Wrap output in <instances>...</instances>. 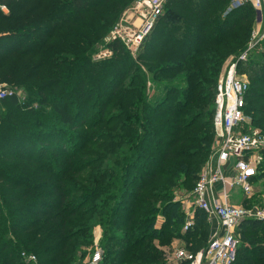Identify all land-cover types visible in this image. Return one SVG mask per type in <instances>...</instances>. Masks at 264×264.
Wrapping results in <instances>:
<instances>
[{
    "label": "trees",
    "instance_id": "trees-1",
    "mask_svg": "<svg viewBox=\"0 0 264 264\" xmlns=\"http://www.w3.org/2000/svg\"><path fill=\"white\" fill-rule=\"evenodd\" d=\"M231 1L167 2L138 61L154 79L184 77L152 102L121 41L96 59L135 0H0V84L27 92L0 100V264H87L98 227L102 264H171L176 241L206 249L207 214L195 209L183 231L189 217L174 197L196 186L213 149L220 68L250 40L255 10L227 13ZM240 65L245 110L251 97L264 130V62ZM236 234L234 264H264V220Z\"/></svg>",
    "mask_w": 264,
    "mask_h": 264
},
{
    "label": "built area",
    "instance_id": "built-area-1",
    "mask_svg": "<svg viewBox=\"0 0 264 264\" xmlns=\"http://www.w3.org/2000/svg\"><path fill=\"white\" fill-rule=\"evenodd\" d=\"M169 0H135L130 17L121 19L104 39L96 54L97 60L110 58L113 54L109 45L121 41L131 53L139 50L146 38L153 32ZM249 3L255 10L254 28L246 47L231 56L226 71L217 85L214 125L217 130V144L213 158L200 173L193 189L195 209L207 214L208 220L217 221L206 249L196 254L185 247H174L171 264H234L237 258L238 239L236 230L246 219L264 220V211L258 212L242 205H235L230 194L239 187L243 195H250L255 177L259 173L264 151V134L258 130H244L242 123L245 112V97L249 80L239 72V65L246 62L249 53L258 41L264 39V0H233L227 10ZM14 94L11 89L0 87V100ZM228 166V168H225ZM220 189L215 193V187ZM191 214L183 231L193 226ZM29 262L35 263L36 256L23 254ZM103 251L96 244L95 251L87 264H102Z\"/></svg>",
    "mask_w": 264,
    "mask_h": 264
},
{
    "label": "rangeland",
    "instance_id": "rangeland-1",
    "mask_svg": "<svg viewBox=\"0 0 264 264\" xmlns=\"http://www.w3.org/2000/svg\"><path fill=\"white\" fill-rule=\"evenodd\" d=\"M132 6H133V4L131 6H129L128 8H126L122 12V14L120 16V19H119V22L121 21V19H123L125 17L126 13L129 14L131 12ZM2 10L4 12H7V10L4 9V8H2ZM254 27L255 26H253V28ZM102 44H103V42L99 46H97V50L98 51L102 47ZM239 53H237V54H239ZM139 54H140V49L138 51H136V52H132L131 53L132 56H130L133 64L136 65L135 66V71L138 74L137 75L138 79H139L138 82L142 83V81H144V84H146V86H147V93H149L152 102H154L155 100L161 99V98L162 99L165 98L166 97V91L163 90V87L166 86V85L171 86V84H173V82L176 81L175 78L177 76H179V77L183 76L184 77L183 72L182 71H177V72H175L173 75H171L169 77L154 79L152 77V72H150L149 69H148V65L144 64L143 62L138 61ZM233 55L234 54L230 55L228 57V59L224 62L222 68H220V73H221L220 74V79H221L222 75L224 74V72L226 71V65L230 61V59H231L230 57L233 56ZM256 61L264 62V39L257 42L256 46L249 53V57H248V60L246 62L249 63V62H256ZM243 63H245V62H243ZM240 66L241 65H239V67ZM239 70H241L242 74H244L242 66H241V68ZM247 78H248V76H247ZM171 79L174 80V81H172ZM219 82H220V80H218V83ZM174 83L181 85L180 81H177V82H174ZM0 87H2L4 89L6 88V89L13 90L14 93L18 94V96H19V98L21 99L22 102H24L25 99L27 98V92L25 91V89L10 88L5 83H1ZM181 88H183V87H181ZM120 90H121V88L116 93H118ZM255 90L256 91H260L261 89H257L256 88ZM260 92H264V91H260ZM263 104L264 103H262L261 105H263ZM3 106L4 105L0 101V108H1L2 112L4 111V107ZM35 106H36V104H35ZM171 106H174V105L172 104ZM98 107L96 106V108H91L90 117H89V121L90 122H94L99 117V113H98V109H97ZM253 107H254L253 99L251 97H249L247 99V101H246V110L244 112V119H243V123H242V129H244V130H258L259 132L264 134L263 128L261 126H259L258 124H254V119H253L254 118V114L251 113V109ZM164 110H167V109H164ZM167 111H169V110H167ZM214 129H215V135H214V139H213V143H212L213 144V149H212V152H211V154L209 156L208 161L206 162V165L209 162H211V159L213 158V154L215 152V147H216V144H217V130H216L215 127H214ZM80 132H81V130L77 131V133H80ZM76 139H77L76 142H78V144H80V145L84 144L81 139H79V138H76ZM259 156H261L262 160L264 161V151L259 153ZM263 161H262V163H263ZM262 163L260 164V166L262 165ZM206 165H205V167H206ZM230 198H232V200H235L233 202L235 205H242V206H244V207H246L248 209H252V210H255V211H258V212H263L264 211V180H254L253 190H252L250 195H243L241 189L239 187H235L234 191H232L231 194H230ZM174 200L177 201V202H180L181 209L184 210L185 214L189 218H190L191 214H193L195 212V197H194V194H193L192 190L191 191L184 190L182 192L177 191L175 193ZM159 216H162V215L159 214ZM206 221L210 225V226L207 225L210 228V231H209V234H208V237H207V241H209L211 236H212V230H213L212 229V225L213 224H212V222H210V220H208V218L206 219ZM93 234H94L95 247H96V244H98V246H99V243H100V241L102 239V235H103L102 228L101 227L96 228L94 230ZM237 239H239V236H237ZM176 244L178 246H175V247L185 246V244L182 243L181 241H176ZM165 249L168 252V257H169L168 259H169V262H170V257L171 256L173 257L172 254L174 252V245H173V248H172V252L169 249H167V248H165Z\"/></svg>",
    "mask_w": 264,
    "mask_h": 264
},
{
    "label": "crops",
    "instance_id": "crops-1",
    "mask_svg": "<svg viewBox=\"0 0 264 264\" xmlns=\"http://www.w3.org/2000/svg\"><path fill=\"white\" fill-rule=\"evenodd\" d=\"M127 16L130 17V13H129V14L126 13V14H125V17H127ZM125 17H124V18H125ZM211 161H212L213 163H215V158H212ZM225 168H228V166H226ZM219 189H220V187H219V185H217V186L215 187V191H214V192L216 193ZM233 191H234V190H233ZM230 201L233 203L235 200H232V198H231ZM212 224H213V225H212V229H213V230H212V233H213V231H215V229L217 228L218 223H217L216 220H214V221L212 222ZM173 245H174V247H175V246H178V245L176 244V242H174ZM182 247H183V246H182Z\"/></svg>",
    "mask_w": 264,
    "mask_h": 264
}]
</instances>
